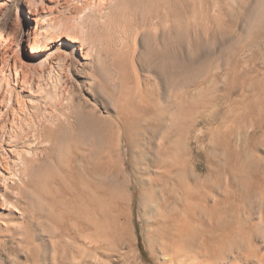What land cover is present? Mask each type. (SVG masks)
<instances>
[{
    "label": "rangeland",
    "instance_id": "rangeland-1",
    "mask_svg": "<svg viewBox=\"0 0 264 264\" xmlns=\"http://www.w3.org/2000/svg\"><path fill=\"white\" fill-rule=\"evenodd\" d=\"M167 1L165 5L160 0L159 4L157 0H119L115 16L112 13L114 18L109 17L111 22L99 21L87 12L82 14L83 9L75 3L68 6L60 0L53 7H44H51L49 24L51 31H56L55 40L79 39L86 45L84 48L93 52L88 61L79 55L73 58L74 67L66 76V83L79 89L78 99L89 100L97 95L101 99L99 108L110 106L112 115L126 113L132 105L128 113L136 118L148 106L143 119L150 118L154 128L162 121L166 129L160 128L166 131L170 159L179 158L189 169V184H185L188 190L178 195L181 201L176 229L186 243L204 254L214 246L222 230L235 223L236 210L242 205L257 209L263 199L264 0H235L229 4L217 0H185L184 4V0ZM25 2L9 0L0 4V62L4 64L29 62L27 32L36 24L30 27ZM157 6L162 7V16L168 15L161 16L167 19H161L163 23L156 22ZM104 129L109 130L107 126ZM73 135L70 132L67 137ZM127 153L123 146L115 178L105 172L101 176L104 193L99 212L88 188L87 216L90 222L98 216L100 228L106 229L102 232L113 241L114 249L109 255H101L102 259L105 264H166L153 238L150 218L141 209L144 190L133 179L134 168L126 165ZM45 169L56 171L52 166ZM115 184H130L132 194L129 201L125 195L118 198L116 210L111 200ZM249 199L252 202L248 204ZM2 257L3 261L9 255ZM14 259H20L17 264H26L22 256L12 255Z\"/></svg>",
    "mask_w": 264,
    "mask_h": 264
},
{
    "label": "bare ground",
    "instance_id": "bare-ground-1",
    "mask_svg": "<svg viewBox=\"0 0 264 264\" xmlns=\"http://www.w3.org/2000/svg\"><path fill=\"white\" fill-rule=\"evenodd\" d=\"M6 1L9 0H0V4L5 5ZM25 1L30 27L33 28L34 23L36 24L33 32H27L26 42L31 53L29 62L21 60V63L19 60V64L15 61L11 65L0 62L3 63L0 64V264L19 263L20 259H17L18 262L12 260V255L22 256L26 264H105L101 255H109L113 241L102 232L106 229L100 228L98 216L93 222L87 216L88 188L91 190L93 206L99 212L104 193L101 176L106 173L112 178L116 177V164L123 146L128 152L126 165L134 168L135 172H131L134 173L133 179L144 190L141 209L150 218L153 238L159 245L161 259L166 264H264V183L260 207H236L235 223L232 225V218L227 219L231 223L229 227L222 230L213 247L200 254L193 245L184 241L176 229L178 203L181 201L178 195H184L185 188L188 190L185 184H189V169L179 158V161L170 159L171 151L169 152L170 147L166 144L168 139L164 133L166 131L162 130L165 128L162 127V121L157 126L158 130L154 128L155 124L151 123L150 118L143 119L147 115L145 107L148 106L136 118L128 113L132 105L128 110L126 105L123 106V111L127 110L128 114L118 111L112 115L108 109L110 106L103 108V111L99 108L100 97L97 95L89 100L78 99V88L66 83L69 80L68 71L73 66V58L78 55L81 60L91 59V49L84 48L86 45L79 43V39L55 40L56 31H51L52 25L49 24V8L57 5L60 0ZM62 1L68 6L78 4L83 9L82 14L87 12L88 16L99 18V21L107 19L108 22L113 20L112 13L114 15L119 2ZM161 1H165V5L168 2ZM222 1L228 4L235 2L217 0ZM184 2L185 0L182 4ZM45 4H51L47 7L48 10L44 7ZM161 8L158 7L157 13L153 12L158 19L156 22L167 20L164 18L168 15L162 16ZM179 26L180 24L178 28L181 27ZM178 28L175 29L178 31ZM31 73L37 77L33 74L31 76ZM35 78L39 80L36 81ZM104 113L109 116H104ZM106 126L108 131L104 129ZM70 132H73L74 137H67ZM149 135L151 136L148 137ZM103 137L107 141L103 142ZM49 166L56 168L57 172L47 171L45 168ZM111 192L115 210L119 205L118 198L125 195L129 201L132 197L130 184L127 187L115 184ZM250 202L251 199L248 204ZM91 230L93 233L90 234ZM6 255L9 258L2 261V256Z\"/></svg>",
    "mask_w": 264,
    "mask_h": 264
}]
</instances>
